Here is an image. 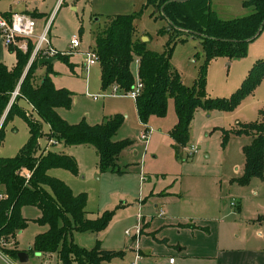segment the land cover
Listing matches in <instances>:
<instances>
[{"label": "trees", "instance_id": "1", "mask_svg": "<svg viewBox=\"0 0 264 264\" xmlns=\"http://www.w3.org/2000/svg\"><path fill=\"white\" fill-rule=\"evenodd\" d=\"M244 6L253 8V13L222 20L213 11L211 0H147L143 10L154 8L157 11L155 18L166 20L170 27L159 32V35L168 36L164 53L149 50L147 43L137 38L135 21L142 13L115 16L95 37L102 88L106 90L116 85L123 92L132 90L136 83L132 65L138 59L143 89L135 102L140 122L149 128L152 118L165 119L172 100L177 123L169 136L182 150L187 149L191 141V125L199 110L232 112L264 81V60H261L250 69L231 98H208L203 93L211 62L223 57L229 60L245 58L249 45L264 31V0H247ZM36 14L33 12L31 16ZM190 37L201 40L205 59L195 85L187 87L171 61L178 43H186ZM33 49L31 44L27 52L9 47V51L16 55V66L9 70L0 63V143L4 142L6 128L15 117L24 119L30 134L28 142L15 157L0 158V194L3 196L0 200V250L19 261L18 255L22 251L18 249L17 236L29 226L22 210L35 207L41 217L33 221L48 230L35 237L28 253L56 254L59 264H101L119 254L103 252L98 244L92 250L83 249L75 244L73 234L100 233L109 226L115 213L107 211L95 220L87 219V194L74 195L64 182L49 174L52 169H66L78 175L76 160L50 150L40 152L39 142L46 136L49 141L56 140L65 146H93L99 155L100 172L115 174L125 173L117 161L133 142L113 141L125 121L121 115L96 125L85 120L78 124L64 120L58 109L71 108L73 93L56 88L51 78L53 64L45 65L47 72L42 82L39 85L34 83L40 67L39 59L29 65ZM66 57L69 55L55 58L74 71V64ZM17 89L18 95L13 100ZM21 100H26L50 126V133L45 134L41 122L21 108ZM260 117L255 123L241 125L237 130L223 131V147L228 145L232 136L252 139L243 147L244 172L237 179L241 186L249 185L254 178L264 180V111L260 112ZM258 220L264 223V215ZM10 240L15 247H3Z\"/></svg>", "mask_w": 264, "mask_h": 264}, {"label": "rangeland", "instance_id": "2", "mask_svg": "<svg viewBox=\"0 0 264 264\" xmlns=\"http://www.w3.org/2000/svg\"><path fill=\"white\" fill-rule=\"evenodd\" d=\"M146 3L147 0H0V12L3 13L26 10L43 13L44 16L37 14L33 16L37 19L38 25L36 37L43 33L48 22L50 31L48 38L60 52H70V41L74 35L81 38V48L66 57L74 64V71L60 60H56L52 65L54 74L51 78L56 88L67 89L73 93L71 108L58 109L62 118L69 124H78L85 120L90 125H96L121 115L125 121L113 137V141L133 142L117 161L125 173L115 174L100 172L99 155L95 147L65 146L60 142L48 146L49 139L44 136L39 142L40 152L50 149L71 156L79 168L78 175H73L66 169H52L50 176L64 182L74 195L87 194L88 216H94L93 214L99 212H114L116 216L111 226L118 230L121 227L130 228V222H134L130 219H136L142 201L150 196L151 190L167 191L177 195L176 197H182L176 208L189 206L196 197H204L202 199L204 202L216 207L219 203L213 196H222L225 198L221 201L222 206L225 203L227 211L238 213L239 207L235 209L230 201L232 198L239 199L243 196L244 200L240 202L246 207V212L264 209V180L254 178L251 181L252 184H257L254 187H251V183L247 186L237 183V179L244 172L243 146L249 144L252 139L246 136H232L226 147L222 145L223 131L237 130L241 125L255 123L261 118L260 112L264 111V81L234 111L208 113L203 111L196 115L188 147L195 146L197 153L189 159L188 150H182L169 137V132L177 123L172 100L169 102L167 117L165 119L154 117L148 124L152 135L148 146L145 147L140 138L141 134L146 132V128L140 122L135 100L126 97L123 91L116 95L114 88L106 90L102 88L99 63L87 67L88 57L82 53L96 49V34L104 31L111 19L117 15L142 13L135 21L140 37L149 39L147 43L151 51L164 53L168 36L159 35V32L165 27V21L155 18L157 12L154 8L143 10ZM29 44L34 47V53L36 43L30 41ZM204 59L201 40L190 37L186 43H178L171 64L177 69L184 85L192 87L198 79ZM261 60H264V31L249 45L245 58L229 60L223 57L211 62L204 96L214 99L231 98L241 87L250 69ZM132 71L137 79L136 64L132 65ZM46 72V69L36 71L34 76L36 85L42 82ZM18 89L15 93L19 92ZM15 93L13 100L18 95ZM20 106L41 122L45 134L49 132V125L32 111L27 102H21ZM29 137L27 123L24 119L15 117L6 128L4 142L0 143V158L15 157L28 142ZM146 201L148 202L145 207L155 206L151 199ZM124 205L126 207L122 209ZM22 214L29 220V226L18 239L19 248L25 252L33 246L35 237L44 233L47 227L33 221L41 217V212L37 208L25 207ZM73 238L75 244L86 250H92L97 244L95 235L89 232H74ZM105 238L107 240L109 235ZM3 247H15L13 240L3 244ZM28 254H31L28 264H54L53 260L42 263L38 258L40 254ZM0 257L14 261L2 250ZM0 264L6 263L0 258Z\"/></svg>", "mask_w": 264, "mask_h": 264}, {"label": "crops", "instance_id": "3", "mask_svg": "<svg viewBox=\"0 0 264 264\" xmlns=\"http://www.w3.org/2000/svg\"><path fill=\"white\" fill-rule=\"evenodd\" d=\"M245 1L247 0H211V7L220 19L233 20L253 13V8L244 6ZM14 12L31 16L33 12L37 11H10L6 13L11 14ZM37 14L44 16L41 12H37ZM35 21L37 23V19ZM163 21H165L164 28H168V22ZM48 26L49 23L46 22L44 29ZM136 33L137 38L143 41L144 37H140L138 31ZM147 42H149V39ZM52 46L54 47L53 44ZM147 48L150 50L148 43ZM0 63L5 64L9 70H12L17 64L16 55L11 53L9 48L5 46L1 36ZM136 65V80H139V64ZM45 69L46 67L43 68L42 66L39 71ZM21 102L27 101L21 100L19 104ZM30 107L33 111V107L31 105ZM200 112H203V110H199L196 115ZM32 117L34 118L33 115ZM193 123L194 121L192 125ZM48 133H50V126ZM252 183L251 187L257 185ZM0 193L2 192L0 191ZM149 195L146 200L151 199L155 206L153 208L145 207L148 201L144 198L142 207L139 209L140 213L136 219H130L134 222H130L129 229L121 227L118 230L112 228L115 214L104 231L100 233L89 232L95 235L101 251L119 254V256L101 264H171V259L175 260L174 264H264V223L258 220L259 216L264 215L263 208L252 213L246 212V207L240 202V200H244L243 196L239 199L238 197L232 198L230 201L231 206L232 202L236 203L235 209L239 207L238 213L227 211L225 203L222 206L221 201L225 199L222 196H213L219 203L216 207H211L207 202H204L202 200L204 197H196L189 206L176 208L177 203L183 199L182 197H176L177 195L167 191L155 192L152 190ZM157 196H161V198ZM123 207L126 206L121 207L125 209ZM104 213L99 212L93 214L94 216H88L87 213V219L95 220ZM127 231H129V234L126 233ZM22 233L23 231L19 232L17 236L20 251L18 239ZM106 235H109L107 240ZM25 252L28 253L29 251ZM30 255L28 263L30 262ZM57 257L56 254H40L38 258L42 263L53 260L54 264H59ZM0 258L6 264L20 263L8 258Z\"/></svg>", "mask_w": 264, "mask_h": 264}, {"label": "built area", "instance_id": "4", "mask_svg": "<svg viewBox=\"0 0 264 264\" xmlns=\"http://www.w3.org/2000/svg\"><path fill=\"white\" fill-rule=\"evenodd\" d=\"M36 28L37 23L35 19L29 15L23 13H11L8 15L0 14V36L4 41L6 47H14L23 52H27L29 48L30 41L36 43V48L31 58V63L37 59L44 58H55L58 55H68L76 50H79L82 46V40L79 36L74 35L70 41V52H60L56 50L51 43V40L48 38L49 31L48 28H45L43 33L36 37ZM82 54L88 57L87 67L94 66L99 63L98 55L95 50H89L88 52H83ZM30 63V64H31ZM136 64H139V60L135 61ZM114 93L118 95L122 90L114 85ZM143 85L140 80H136L135 86L132 90L125 92V96L135 101L141 95ZM18 92L15 93L17 95ZM96 100L98 97L95 98ZM152 131L150 128H146V132L141 134V140L144 142L145 147L148 146L151 139ZM57 141L50 140L49 146L52 144H57ZM189 148V147H188ZM188 150V158H193L197 153L196 147L191 146ZM2 194H0V200L2 199ZM232 206H236L235 202H232ZM129 234V231L126 232ZM175 260L171 259L170 263L174 264ZM46 264V263H45Z\"/></svg>", "mask_w": 264, "mask_h": 264}, {"label": "water", "instance_id": "5", "mask_svg": "<svg viewBox=\"0 0 264 264\" xmlns=\"http://www.w3.org/2000/svg\"><path fill=\"white\" fill-rule=\"evenodd\" d=\"M170 27H168V30ZM148 38L144 37L143 42H147ZM56 61V58H44L39 60V67L48 65V64H53V62ZM19 262L21 264H26L29 261V254L26 252H20L18 255Z\"/></svg>", "mask_w": 264, "mask_h": 264}]
</instances>
